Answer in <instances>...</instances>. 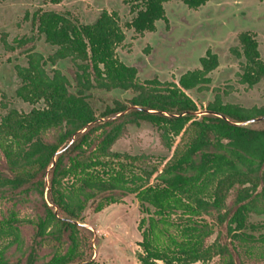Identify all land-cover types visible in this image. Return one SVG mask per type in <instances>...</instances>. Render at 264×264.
<instances>
[{"label":"trees","instance_id":"obj_1","mask_svg":"<svg viewBox=\"0 0 264 264\" xmlns=\"http://www.w3.org/2000/svg\"><path fill=\"white\" fill-rule=\"evenodd\" d=\"M171 1L128 0L133 18L125 24L106 9L93 23L69 11L26 13L32 31L55 48L48 56L33 36L9 42L8 33L0 35L7 52L24 51L16 96L33 107L0 113V264H99L90 231L80 225L84 212L100 213L129 195L142 214L140 264H245L257 252L264 261L262 225L251 221L264 216V128L237 125L264 119V104L225 102L232 88L221 87L205 106L193 99L192 90H210L220 65L211 49L198 68L170 81L141 80L118 56L126 30L144 35L169 23ZM181 1L198 10L209 0ZM237 39L230 52L240 60L239 83H264L257 35L244 31ZM67 59L71 79L55 68ZM94 89L132 97L98 112ZM142 122L159 132L170 158L114 151L129 126Z\"/></svg>","mask_w":264,"mask_h":264},{"label":"rangeland","instance_id":"obj_2","mask_svg":"<svg viewBox=\"0 0 264 264\" xmlns=\"http://www.w3.org/2000/svg\"><path fill=\"white\" fill-rule=\"evenodd\" d=\"M126 1L128 0H64L61 4H52L47 0H0V35L8 33L9 42L33 36L36 39V50L48 56L54 48L32 31L30 21L25 20L26 13L32 14L39 8L59 13L69 11L82 23H93L101 11L106 9L117 12L122 24H125L133 18ZM165 8L169 24L159 21L155 33L137 35L133 30H126V41L117 51L121 61L136 67L141 80L159 78L161 81H170L199 67L200 58L211 49L219 56L220 65L212 73L210 90H192L190 94L193 99L205 106L213 100L214 88L221 87L232 88L230 94L224 96L225 102L245 107L264 104V83L253 88L240 84L237 76L240 60L230 52L232 47L239 45L238 34L251 31L257 35L264 61V1L209 0L205 6L195 11L185 6L181 0H174L166 4ZM16 65H27L24 51L17 49L12 53L7 52L0 42V90L7 95L3 100L0 96V109L1 102L8 105L7 110H0L1 114L10 109L30 112L33 108L16 96L21 83L16 74ZM55 68L71 79L69 70L72 62L69 59L60 61ZM47 69L50 72L53 67L48 66ZM131 97L132 93L128 91L107 92L94 89L91 91L90 102L100 112L116 99L124 101ZM197 114L203 113L200 111ZM249 125L256 129L264 128V119L253 121ZM114 151L163 158H170L173 154L163 146L159 132L147 122L129 126L128 135L115 144ZM141 218L139 203L133 195L126 197L123 203L106 207L100 213H94L88 207L80 225L90 231L87 234L92 239V259L99 264H140L138 257L142 250L138 246L141 241L138 225ZM251 221L261 223L260 232L264 233V216L254 215ZM215 239L216 234L210 238L209 243H213ZM258 255L257 252L253 260H246L245 264H264V261L257 260ZM209 264H218V258L212 259Z\"/></svg>","mask_w":264,"mask_h":264},{"label":"flooded vegetation","instance_id":"obj_3","mask_svg":"<svg viewBox=\"0 0 264 264\" xmlns=\"http://www.w3.org/2000/svg\"><path fill=\"white\" fill-rule=\"evenodd\" d=\"M263 1H264V0H263ZM208 2H209V1H208ZM167 4H168V3H167ZM184 5H185V4H184ZM165 6H166V5H165ZM185 6H186V5H185ZM202 7H203V6H202ZM202 7H201V8H202ZM199 9H200V8H199ZM199 9H198V10H199ZM195 11H197V10H195ZM167 18H168V16H167ZM168 20H169V19H168ZM168 24H169V23H168ZM168 24L165 23V25H168ZM157 28H158V25H157ZM154 33H155V32H154ZM49 46H50V45H49ZM53 48H54V47H53ZM54 50H55V48H54ZM205 54H206V53H205ZM204 56H205V55H204ZM199 63H200V60H199ZM24 66H25V65H24ZM199 66H200V65H199ZM197 68H198V67H197ZM217 69H218V68H217ZM217 69H216V70H217ZM137 70H138V69H137ZM191 70H192V69H191ZM186 72H187V71H186ZM16 74H17V73H16ZM183 74H184V73H183ZM138 76H139V74H138ZM211 76H212V74H211ZM18 78H19V77H18ZM20 82H21V81H20ZM216 88H217V87H216ZM214 89H215V88H214ZM222 89H223V88H222ZM208 91H209V90H208ZM203 92H204V91H203ZM214 95H215V93H214ZM202 113H203V112H202ZM256 120H261V119H255V121H256Z\"/></svg>","mask_w":264,"mask_h":264},{"label":"water","instance_id":"obj_4","mask_svg":"<svg viewBox=\"0 0 264 264\" xmlns=\"http://www.w3.org/2000/svg\"><path fill=\"white\" fill-rule=\"evenodd\" d=\"M253 121H255V120H253ZM253 121H250V122H247V123H239V124H237V125H248L249 123H251V122H253Z\"/></svg>","mask_w":264,"mask_h":264}]
</instances>
